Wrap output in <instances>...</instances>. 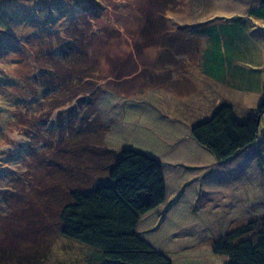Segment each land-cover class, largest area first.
<instances>
[{
	"label": "trees",
	"instance_id": "trees-1",
	"mask_svg": "<svg viewBox=\"0 0 264 264\" xmlns=\"http://www.w3.org/2000/svg\"><path fill=\"white\" fill-rule=\"evenodd\" d=\"M84 1L79 4L77 0H58L57 7L74 5L72 11L82 13L60 15L53 31L45 25L43 33L53 32L55 36L53 42L45 37L48 54L40 72L44 99L38 104L34 102L28 116L21 113L18 120V116L15 117L16 130L32 138L29 163L30 160L33 164L39 162L35 157L41 156V172L48 174L59 188L65 187L64 182H72L71 201L61 212V232L64 238L91 250L88 264H174V252L157 249L146 237L163 221L158 208L166 202L168 191L161 162L133 149L112 148L106 139L112 126L103 121L99 110L102 105H108L113 94L120 95L127 89L135 77L149 74V65L139 68L140 64L133 61L136 51H130V59H127L130 67L122 68L121 64L109 63L104 55L108 54V44H103L100 54L96 47H90L91 36L105 35L101 28L112 22L108 12L111 8H103L101 1L96 0L89 4L100 7L96 14L91 8L84 9L87 0ZM205 2L202 0L201 5ZM171 4L172 0L158 3L157 7L162 6L163 11L161 22L150 20L148 14L140 28L121 30L118 25L121 40L135 37L136 43L144 45H138L139 51L144 48L143 52L148 55L153 49H159V55L167 56L186 49L185 41H188L191 57L199 56L202 50L207 71L221 81L226 64L241 58L248 50L258 54L259 44H264V0H246L242 4L245 13L217 15L189 33L173 28L174 32L169 35L171 22L166 9L173 10L176 5ZM123 18L125 15L118 16L122 23ZM48 20L51 22V17ZM137 24L140 25L136 20L129 26ZM181 37L184 44L176 47L173 41ZM256 54L250 58L251 63L259 55ZM239 65L236 76L243 73L242 64ZM191 136L213 156L212 165L218 169L207 167L208 171L199 178L194 208H198L206 224L207 220L214 225L220 223L234 202L244 200L246 204L257 205L263 200L260 198L264 196V100L256 115L245 120L237 117L233 106L223 104L210 117L192 125ZM71 159L82 167H76ZM247 163L250 168L261 170V184L257 186L249 180L243 181V177H235L233 181L228 180L234 186V193L231 197L226 195L219 181L232 165L246 167ZM58 169L67 170L61 175ZM90 170L102 173L93 174ZM177 199L175 196L167 203L163 214ZM156 212L160 220L153 228L143 229L147 215ZM4 215L7 214L0 209V218ZM17 229L15 227L13 232L18 233ZM199 247H203L204 252L225 256L224 264H264V214L222 234L215 233L209 244ZM3 249L13 254L1 251L2 264L28 263L25 255L16 254L17 250L0 245V250ZM44 259L41 256L36 264H43Z\"/></svg>",
	"mask_w": 264,
	"mask_h": 264
},
{
	"label": "rangeland",
	"instance_id": "rangeland-1",
	"mask_svg": "<svg viewBox=\"0 0 264 264\" xmlns=\"http://www.w3.org/2000/svg\"><path fill=\"white\" fill-rule=\"evenodd\" d=\"M100 1L103 8H111L108 9V12L112 22L102 25L101 32L104 31L105 35L102 34L96 38L91 36L90 47H96L100 54L103 44H108V54L104 55L109 63H114L116 66L121 64L122 68L130 67L129 60H127L130 59V51H136L133 61L140 64L139 68L149 65L150 60L143 52L144 48L141 51L137 48L138 45L142 47L144 45L136 43L135 37L121 40V32L117 28L118 25L121 30L139 28L138 24L129 26L136 20L142 26L146 20L145 17L148 14L150 16L149 9L151 4L154 6V2H150V0ZM212 1L213 3L205 2L200 6L199 2L202 0H174L175 7H179V14H182L176 20L183 24L190 22V28L194 30L199 28V23L214 16H234L237 13H245V9L240 5V0ZM77 2L83 4L85 1L77 0ZM95 2L96 0H87L86 6H83L84 9L91 8L97 14L100 7L89 5ZM58 4V0H0V209L1 212L7 214L0 218V245L2 248L11 247L13 250H17L16 254L25 255L27 264L32 262L36 264L41 256L45 258L43 264H88L87 258L91 252L88 247L62 236L61 212L64 206L71 201L72 182L71 184L64 182L65 187L59 188L51 181L48 174L45 175L43 171L41 172L42 169L39 167V164H42L41 156L35 157L39 159V162L36 161L34 164L32 160L30 163L27 161L32 152V138L18 133L14 123L15 117L18 116V120L21 113L28 116L34 102L38 104L44 99L40 72L43 64L47 61V57L44 60L48 54L45 37L53 42L55 36L53 32L43 33L45 25L48 30L53 31L58 24L56 19L60 15L66 14V17L69 13H82L81 10L72 11L74 5L59 8ZM120 4L121 6H118ZM209 5L212 6L208 7ZM112 10L113 12H110ZM115 10L116 13H114ZM120 14L122 17L125 15V18L122 19L123 23L118 20ZM48 17H51V22ZM91 29L93 30V26ZM109 34V38H106ZM120 40L122 43H119ZM199 56H203L202 50H200ZM26 86H30V89ZM219 96L217 94L208 100L214 103ZM248 96L229 97L238 106L235 107L238 117L246 118L252 114L256 115L257 109L260 107L261 103L258 105L255 94ZM251 108H254L255 111H252ZM38 124H40L39 121ZM180 146L183 147V150L190 147V155L196 157L194 146L178 144L177 148ZM125 148L139 151L132 146ZM205 151L209 153L208 150ZM139 152L145 153L144 151ZM180 156L181 160L191 167V171L185 176L187 179L182 182L184 187L190 179L201 178V173L200 170H195L198 161L194 162V157ZM72 163L76 164V167H82L75 160ZM233 166L235 165H232L228 174L219 181L226 195L231 197L234 193V186L229 181L235 180V177H243V181L249 180L257 186L261 184L262 177L259 168L252 169L248 163L247 168L245 165ZM207 167L215 169V171L218 170L214 165ZM32 170L35 171L29 172ZM65 170L67 169H58L57 171L63 175ZM90 171L93 174L102 173ZM39 186L40 188H37ZM199 186L200 183L197 188L194 183L190 187L185 186V198L183 197V200L180 198L181 201L179 200L180 202L172 206L163 216V221L158 222L157 230L148 234L149 240L154 243L156 248L175 253L174 264H224L225 256L204 252L203 247L199 246L209 244L214 234L219 231L222 234L225 230L236 228L248 223L251 218L264 214V196L260 198L263 200L257 205L246 204L244 200H239L240 202L237 204L234 202L228 215L222 217L220 223L214 225L207 220L206 224L200 217L198 208H194ZM74 187L77 188L78 185H74ZM194 194L196 195L194 196ZM16 220L21 223L18 225ZM158 220L155 217L154 223H157ZM12 221L16 222L12 223ZM15 227H18V233L13 232ZM1 251L13 254L6 249ZM0 264L2 263L0 262Z\"/></svg>",
	"mask_w": 264,
	"mask_h": 264
},
{
	"label": "crops",
	"instance_id": "crops-1",
	"mask_svg": "<svg viewBox=\"0 0 264 264\" xmlns=\"http://www.w3.org/2000/svg\"><path fill=\"white\" fill-rule=\"evenodd\" d=\"M151 1L154 2V6L150 3V20L161 22L163 11L157 5L163 0ZM243 1L240 0L241 7ZM206 2L213 3L212 0ZM170 8L166 9L171 22L169 35L170 32H174L173 28H178L175 31L184 33L193 30L190 28V22L183 24L176 20L182 15L179 14V7H174L173 10ZM173 43L176 47H180L184 44V39L181 37ZM185 45L187 48L174 56L159 55L160 50L153 49L151 54L146 55L150 60L149 74H140L139 77H135L120 95H112L107 106L99 107L103 121L112 126L106 136L112 148L121 150L132 146L161 162L167 178L168 191L166 202L158 208L162 217L166 213L163 214L164 208L170 200L178 196L174 204L176 205L183 197L185 198V186L190 187L194 183L197 188L199 185V178L195 177L194 180L190 179L184 187L182 186L191 167L181 160L180 155H191L190 147L183 150L181 146L177 148L178 144L194 146L196 157L193 155L191 157H194V162L198 161L195 170H200L201 176L208 171L207 166L214 163L213 156L197 145L192 138V125L210 117L223 104L238 107L235 101L229 98L230 96L246 97L255 94L258 105L264 100V44H259V53L257 52L259 55L251 50L245 51L241 58H234L226 64L224 69L221 68L222 81L221 78L219 80L207 71L204 55L191 57L188 41H185ZM255 54L258 56L251 63L250 58ZM239 64H242L243 73L236 76L235 72ZM217 94L220 96L216 102L208 100ZM251 109L255 111L254 108ZM249 116L237 117L245 120ZM176 148L180 151L178 152ZM155 217L160 220L159 213L148 214L144 219L143 229H150L152 224L155 226ZM146 237L149 239L148 236Z\"/></svg>",
	"mask_w": 264,
	"mask_h": 264
},
{
	"label": "clouds",
	"instance_id": "clouds-1",
	"mask_svg": "<svg viewBox=\"0 0 264 264\" xmlns=\"http://www.w3.org/2000/svg\"><path fill=\"white\" fill-rule=\"evenodd\" d=\"M260 106H261V105H260ZM169 210H170V209H169ZM169 210H168V211H169ZM166 213H167V212H166ZM166 213H165V214H166ZM165 214H164V215H165ZM161 216H162V215H161ZM162 218H163V217H162ZM157 249H158V248H157Z\"/></svg>",
	"mask_w": 264,
	"mask_h": 264
}]
</instances>
